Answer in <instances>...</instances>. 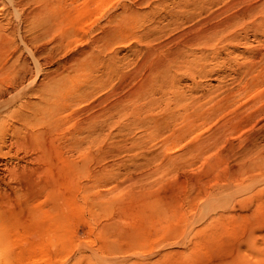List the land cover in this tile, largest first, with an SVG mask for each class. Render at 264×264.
Segmentation results:
<instances>
[{
	"label": "rangeland",
	"instance_id": "rangeland-1",
	"mask_svg": "<svg viewBox=\"0 0 264 264\" xmlns=\"http://www.w3.org/2000/svg\"><path fill=\"white\" fill-rule=\"evenodd\" d=\"M14 2L0 0V84L62 72L84 96L73 197L43 193L15 217L0 264H264V0ZM26 201L13 195L0 214Z\"/></svg>",
	"mask_w": 264,
	"mask_h": 264
},
{
	"label": "bare ground",
	"instance_id": "bare-ground-1",
	"mask_svg": "<svg viewBox=\"0 0 264 264\" xmlns=\"http://www.w3.org/2000/svg\"><path fill=\"white\" fill-rule=\"evenodd\" d=\"M7 1L12 6H14L13 5V3H15L14 0H7ZM41 8H43L44 10V7H40V9ZM202 8L203 7L199 8L198 13L203 11ZM40 9L38 12L35 11L37 12L38 15L39 14L41 15L43 13V11ZM246 12H248L249 15L253 14L254 12L253 6L247 7ZM261 14H262L261 15L262 21L261 20L260 21L264 22V9L263 11H261ZM195 16H193V14L192 15L190 14V16L187 17V21L188 22L193 21L195 19L194 18ZM41 17L43 18V16ZM22 20H26V15H24V18H22ZM230 21L231 20L229 18H226L220 20L219 22L209 25V27L207 28H203V29H201L202 27L201 28L198 27L195 29H193L192 27L188 28V30L182 32L181 35L179 36L182 39L178 43V46L185 48V46L190 45V42H193L196 39L197 42L200 41L203 38L204 33L209 30H212V32L213 31L223 32L229 26ZM260 23H259V27L262 26L260 25ZM39 34L35 37V41H37V39L40 36L41 37L43 36V34L42 35ZM154 34L156 33H152L153 37ZM152 35L150 34V36ZM104 36L105 35H102L101 38L104 39ZM235 37L234 39H236ZM106 38L104 40H106ZM225 38H228V36ZM2 44L6 45V41H2ZM6 48L8 51L12 49L10 45L7 46ZM173 49H171V52H173L172 51ZM181 49L182 48H180L179 50ZM149 50L151 51L150 48ZM181 52L179 53L174 52V53L178 56V54H180ZM260 54L262 56L264 55L263 53ZM251 57L254 58L255 56L251 55ZM254 60H256V57L254 58ZM158 66H162V63H160ZM247 68L249 70L251 66H248ZM253 68L255 67L253 66ZM253 68H251V70ZM22 69L24 70V68ZM242 73L244 72L242 71ZM10 74L12 75V73H9V75ZM12 76L13 79H15V83H12L11 81V84L9 85L0 84V113L2 112L0 115V208L2 206H6V204L9 203L13 195H16L21 192L23 193V195H28L30 199H32V202L26 201V204L24 203V206L19 204L17 206H14L10 210V213L6 212V214H0V228L6 226L5 227L6 229L0 233V244L6 243L7 240L9 239V231L13 226V222H12L13 219L19 215H22L24 212H27L28 210H30V208L32 209L35 208V206L38 205L37 200L39 199V196L42 195L43 193L50 192L49 195L51 197L54 196V201H60V202L61 201L65 202L67 199H69V197L70 198L73 197V193H74L73 191L76 188L75 176L78 170V163L75 159V155H76L75 152H77L78 149V140L76 138L77 137L76 134L79 133L78 132L79 129H77L78 127L76 128V126H78L77 116H76L78 112L76 114L77 111L76 108L78 101L80 99L82 100L83 98L82 96H84L82 94L83 91L81 92L80 88L78 87L76 88L75 84H74L75 86L73 85L74 86L73 87L71 86V84L68 83V88L66 86V88L63 89L62 81L65 77L62 74V72L58 73L55 76H52L50 74V76L52 77H49L48 74H44L43 77L39 79L40 80L39 82L36 81L38 77V75L36 74L33 77V79L29 81L28 83L29 85L26 86H23L24 85L23 82L32 76V73L30 71L28 72L15 71L14 75ZM54 77H57V79H55ZM53 78L55 79V81H51ZM35 81L38 82V84H35ZM32 84H35V87H32L33 86ZM249 87L251 89V86ZM160 88H161V83L159 81L157 86L153 85L151 86L150 89L157 91ZM17 101H19L21 105H25L24 108L22 107L23 108L22 111L18 108L16 109L12 108L15 106L14 103ZM140 107H142L140 104L134 105L132 111V115L138 119H139V114H138L139 111L138 112L135 111L138 110V108ZM154 125L155 126L160 125L161 129L163 128L165 129L168 126V123L166 122L163 123L162 121V122H158V124L155 123ZM70 128L72 130H70ZM62 135L68 136L70 138L69 139L70 141H68L67 144L64 143V140L67 137H62L63 139L59 138ZM60 142H63L65 145H60V144L55 145L56 143H60ZM197 146L201 147L202 144L200 143ZM218 203L219 200L213 201L210 203L209 207L213 205H217ZM69 207H70V212L74 213V208H73L74 206L71 201L66 202L65 208H69ZM51 226L56 227L54 223L51 224ZM67 244L68 242L64 245ZM102 258L103 256L100 257V261H99L100 263L104 260V258L103 259ZM47 260L49 261V263L53 264L52 258H48Z\"/></svg>",
	"mask_w": 264,
	"mask_h": 264
}]
</instances>
